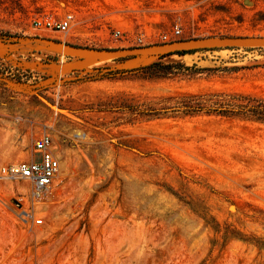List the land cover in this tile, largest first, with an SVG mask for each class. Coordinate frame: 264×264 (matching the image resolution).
Listing matches in <instances>:
<instances>
[{
    "label": "rangeland",
    "instance_id": "374dc122",
    "mask_svg": "<svg viewBox=\"0 0 264 264\" xmlns=\"http://www.w3.org/2000/svg\"><path fill=\"white\" fill-rule=\"evenodd\" d=\"M0 34V169L44 133L60 165L41 202L0 179V264H264V122L207 110L264 98V46L100 55L264 38V0H0Z\"/></svg>",
    "mask_w": 264,
    "mask_h": 264
},
{
    "label": "built area",
    "instance_id": "2783aa9c",
    "mask_svg": "<svg viewBox=\"0 0 264 264\" xmlns=\"http://www.w3.org/2000/svg\"><path fill=\"white\" fill-rule=\"evenodd\" d=\"M74 21L73 14L66 13L58 19L45 17L34 20L33 26L36 30L45 29L53 33L64 34L73 27ZM179 34L180 29L175 25L172 35L178 36ZM117 35L118 32H116L115 36ZM162 39L168 41L166 35ZM35 154L39 155V160H35ZM59 166V156L55 153L52 138L50 134L44 133L33 141L31 154L16 163L6 165L0 169V179L24 183L26 185V195L31 202H41L51 192L59 172ZM26 215H20L19 217L20 222L23 224L28 221ZM34 223L42 225L43 220L37 219Z\"/></svg>",
    "mask_w": 264,
    "mask_h": 264
},
{
    "label": "water",
    "instance_id": "95a60500",
    "mask_svg": "<svg viewBox=\"0 0 264 264\" xmlns=\"http://www.w3.org/2000/svg\"><path fill=\"white\" fill-rule=\"evenodd\" d=\"M264 46V38L221 37L180 40L171 43L157 44L119 50H103L102 59H118L134 56H165L181 52L198 51L215 47Z\"/></svg>",
    "mask_w": 264,
    "mask_h": 264
},
{
    "label": "trees",
    "instance_id": "16d2710c",
    "mask_svg": "<svg viewBox=\"0 0 264 264\" xmlns=\"http://www.w3.org/2000/svg\"><path fill=\"white\" fill-rule=\"evenodd\" d=\"M0 36H8L6 34H0ZM181 52L176 54L193 53ZM208 100L209 112L216 113L220 116H239L242 118H248L258 122H264V98H252L247 96H235V95H216L212 94ZM198 110L203 109L204 103L200 102L197 104Z\"/></svg>",
    "mask_w": 264,
    "mask_h": 264
},
{
    "label": "bare ground",
    "instance_id": "6f19581e",
    "mask_svg": "<svg viewBox=\"0 0 264 264\" xmlns=\"http://www.w3.org/2000/svg\"><path fill=\"white\" fill-rule=\"evenodd\" d=\"M52 47L53 48H55V49H57V51H59L60 53H63L64 52V47L62 46V45H52ZM9 193V191H6V190H2V189H0V197H4L5 195H7ZM7 237V236H6ZM9 238H11V237H9ZM8 238V239H9ZM8 243L9 244H12L13 245V243H12V239H10L9 241H8Z\"/></svg>",
    "mask_w": 264,
    "mask_h": 264
}]
</instances>
